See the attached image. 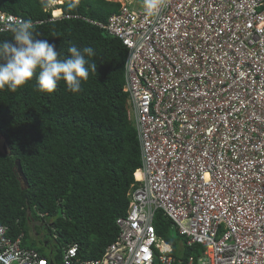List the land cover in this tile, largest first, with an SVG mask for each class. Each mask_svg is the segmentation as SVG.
Masks as SVG:
<instances>
[{
  "label": "built area",
  "instance_id": "built-area-1",
  "mask_svg": "<svg viewBox=\"0 0 264 264\" xmlns=\"http://www.w3.org/2000/svg\"><path fill=\"white\" fill-rule=\"evenodd\" d=\"M71 17L127 51L141 166L116 240L91 260L68 244L60 264H264V0H166L152 17L143 0H124L106 23ZM20 20L0 12V32ZM158 210L197 257L161 246ZM7 230L0 224V264H54Z\"/></svg>",
  "mask_w": 264,
  "mask_h": 264
},
{
  "label": "trees",
  "instance_id": "trees-1",
  "mask_svg": "<svg viewBox=\"0 0 264 264\" xmlns=\"http://www.w3.org/2000/svg\"><path fill=\"white\" fill-rule=\"evenodd\" d=\"M51 1L0 0V12L43 21L34 26L37 38L55 43L62 55L67 56L73 44L93 47L96 55L91 61L97 73H90L75 94L64 81L52 93L39 91L35 75L15 92L0 90V141L8 150L0 151V224L8 227L12 239L23 234L21 246L32 249L26 246L35 244L31 225L39 221V214H47L53 220L51 234L57 235L51 245L54 264H60L65 244L76 243L79 257L91 260L116 240L115 221L126 213L133 173L141 161L122 90L125 47L86 20L44 22L50 18L44 9ZM61 1L58 7L65 15L100 23L120 7L106 0ZM11 36L9 31L0 32V41ZM16 161L26 188L19 181ZM168 221L158 210L154 219L158 236L167 232ZM177 244L171 243L176 259L185 261L202 251L185 240Z\"/></svg>",
  "mask_w": 264,
  "mask_h": 264
},
{
  "label": "clouds",
  "instance_id": "clouds-1",
  "mask_svg": "<svg viewBox=\"0 0 264 264\" xmlns=\"http://www.w3.org/2000/svg\"><path fill=\"white\" fill-rule=\"evenodd\" d=\"M106 1L118 3L120 7L122 2H124V0L122 1L106 0ZM52 2L54 3L56 2V4L51 6ZM61 4H62L61 0H53L48 4L47 8L44 9V11L50 13L49 19H51L53 16L60 18L54 21L67 19L66 16L68 15H65L62 9L58 7ZM165 6H166V0H143V9L145 13L150 17L158 15ZM2 13L10 16H15V15L7 14L5 12ZM111 15H109L108 18ZM108 18L103 23H106ZM49 19L44 22H54V21H49ZM34 26L35 25H33V21L31 19L20 20L17 23H12L9 25V30H10L9 32L12 33L11 39H5L3 41H0V90L7 87L9 91L15 92L18 89V87L29 82L35 75L37 88L39 91L52 93L57 88L58 82L64 81L66 83L67 90L69 92L74 94L81 92L82 84L83 82L88 80L90 73H97V65L95 62L91 61V58L96 55L94 48L90 46L79 48L73 44L67 50L68 55L67 56L62 55L61 52L57 49V45L55 43H51L47 39L37 38L38 34L35 33ZM124 86H125V67H124V85L122 89L123 92H124ZM129 107L130 106L128 105V95H127L126 114L128 120L133 124V121L129 119L130 118L128 114ZM1 141H0V145L1 143H3V140ZM52 221H53L52 219H47V214H39V221H36L31 225L30 234L31 236L32 235L38 236V234H40V238L42 239L41 246L42 247L48 246L50 248V253L45 257L51 258L52 261L54 262L53 259L54 251L51 245L53 243V240L57 238V235L55 233L51 234ZM35 225L38 226V228L42 229L43 232L39 233L38 231H36V229H33V226ZM49 228H50V232L48 231ZM44 229H46V234H44ZM7 234H8V230L6 235ZM72 244H76V243H72ZM21 245H22V240H21ZM67 245L68 244L63 245L61 247V251ZM78 251H79V247H78ZM37 252L40 253L39 251ZM171 252H172V247H171ZM171 252L169 253V255H171Z\"/></svg>",
  "mask_w": 264,
  "mask_h": 264
},
{
  "label": "rangeland",
  "instance_id": "rangeland-1",
  "mask_svg": "<svg viewBox=\"0 0 264 264\" xmlns=\"http://www.w3.org/2000/svg\"><path fill=\"white\" fill-rule=\"evenodd\" d=\"M113 1H122V0H113ZM53 5L56 4V2H52L51 3ZM130 119V118H129ZM169 222V227L167 229V232L165 234H163V236H158L159 239V243H161L162 247H165V245H169V247H171V243H175L177 244L179 241H184V239L182 237L179 236L178 232H177V228L176 226ZM36 231H38L39 233H42L43 230L38 228ZM44 234H46V229H44ZM30 239L34 241L35 244H30L29 242L26 243V246L31 247L32 249H37V250H41L42 253L48 255L50 253V248L48 246H41V238H40V234H38V236H30ZM177 247H180V244H177ZM155 264H159L157 261Z\"/></svg>",
  "mask_w": 264,
  "mask_h": 264
},
{
  "label": "water",
  "instance_id": "water-1",
  "mask_svg": "<svg viewBox=\"0 0 264 264\" xmlns=\"http://www.w3.org/2000/svg\"><path fill=\"white\" fill-rule=\"evenodd\" d=\"M2 142V141H1ZM0 151L4 154H8V151H7V148H6V145L3 143H1L0 145ZM15 167H16V171H17V174L19 176V181L22 182L24 185H25V188L27 187V182L22 174V171H21V166H20V163L18 161L15 162Z\"/></svg>",
  "mask_w": 264,
  "mask_h": 264
},
{
  "label": "bare ground",
  "instance_id": "bare-ground-1",
  "mask_svg": "<svg viewBox=\"0 0 264 264\" xmlns=\"http://www.w3.org/2000/svg\"><path fill=\"white\" fill-rule=\"evenodd\" d=\"M137 179H139V175H137Z\"/></svg>",
  "mask_w": 264,
  "mask_h": 264
},
{
  "label": "crops",
  "instance_id": "crops-1",
  "mask_svg": "<svg viewBox=\"0 0 264 264\" xmlns=\"http://www.w3.org/2000/svg\"><path fill=\"white\" fill-rule=\"evenodd\" d=\"M41 244V243H40Z\"/></svg>",
  "mask_w": 264,
  "mask_h": 264
}]
</instances>
